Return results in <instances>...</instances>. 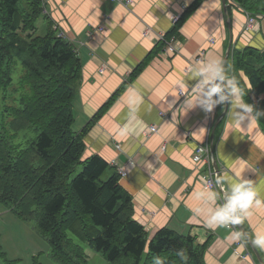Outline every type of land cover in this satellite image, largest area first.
Here are the masks:
<instances>
[{"label": "crops", "instance_id": "crops-1", "mask_svg": "<svg viewBox=\"0 0 264 264\" xmlns=\"http://www.w3.org/2000/svg\"><path fill=\"white\" fill-rule=\"evenodd\" d=\"M132 1L128 6L112 0H43L45 14L36 22V32L63 31L80 59L73 129L85 131L83 157L98 155L116 172L125 168L119 182L149 238L166 227L204 244L206 264H260L243 235L233 239L238 229L207 223L208 205L199 197L204 187L191 159L196 145L209 143L215 125L218 175L253 180L264 200L260 120L241 128L229 122V107L217 106L210 115L196 107L184 115L167 102L179 95L178 81L198 78L197 55L203 51L202 60L224 59L230 39L225 62L249 89L244 72L234 69L233 50L264 47V16L258 15L257 29L248 31L246 12L233 0H188L186 6L185 0ZM173 15L183 17L174 34L181 44L177 52L165 53L158 34L172 30ZM262 98L251 91L244 96L256 108ZM150 125L158 130L150 132ZM241 225L250 239L264 234V206L249 209ZM255 249L264 264V250Z\"/></svg>", "mask_w": 264, "mask_h": 264}, {"label": "trees", "instance_id": "trees-1", "mask_svg": "<svg viewBox=\"0 0 264 264\" xmlns=\"http://www.w3.org/2000/svg\"><path fill=\"white\" fill-rule=\"evenodd\" d=\"M233 1L264 16V0ZM44 14L43 0H0V103L18 63L22 72L18 102L0 108V202L36 222L58 264H86L83 244L109 264H206L205 245L190 235L164 227L149 238L119 173L98 155L83 157L85 131L73 129L80 59L59 30L36 34ZM182 19L158 41L161 51ZM233 65L251 85L237 76L245 97L264 94V47L233 50ZM257 108L264 110V98ZM20 132L29 136L24 143L15 141Z\"/></svg>", "mask_w": 264, "mask_h": 264}, {"label": "clouds", "instance_id": "clouds-1", "mask_svg": "<svg viewBox=\"0 0 264 264\" xmlns=\"http://www.w3.org/2000/svg\"><path fill=\"white\" fill-rule=\"evenodd\" d=\"M188 0H185V6ZM193 70L198 73L192 83L180 80L177 87L186 93L184 99L177 105L181 95L173 97L167 103L173 111H182L184 115L190 110L199 107L206 115L212 114L217 107L231 109L229 122L236 127L244 128L250 122L264 118V110L256 108L244 100V89L235 74H230L231 65L226 64L221 57H209L199 61ZM249 87L251 85L249 84ZM191 95H187V93ZM175 106V107H174ZM239 176V174H237ZM218 186L222 191L216 190ZM199 197L208 205L207 223L209 225L226 226L243 222L244 215L253 206H264V200L253 180L240 176L234 179L227 174L217 175L214 183L206 180L205 188ZM233 239L239 240L242 234L239 231L232 233ZM254 247L264 250V234L256 233L251 238ZM177 255L186 260V250L181 249ZM157 264H161L157 261Z\"/></svg>", "mask_w": 264, "mask_h": 264}, {"label": "rangeland", "instance_id": "rangeland-1", "mask_svg": "<svg viewBox=\"0 0 264 264\" xmlns=\"http://www.w3.org/2000/svg\"><path fill=\"white\" fill-rule=\"evenodd\" d=\"M37 21H39V18ZM36 34L42 35L43 33L37 31ZM204 56L205 54H203V58ZM16 68L13 72L14 85L7 88L5 99L0 103V108H3V104H16L18 102L17 99L20 97L21 91L18 89L17 81L22 75L20 63L16 65ZM28 137L26 134L23 135V132H20L15 141L24 143L28 140ZM2 209L8 211V208L0 202V210ZM5 213L7 212L0 214V251L2 252L0 264H58L51 256L48 242L38 231L34 220L23 221L29 226L30 230L22 226L21 220L13 214ZM14 219L17 222H14ZM83 247L86 255V264H109L104 256L91 246L83 244Z\"/></svg>", "mask_w": 264, "mask_h": 264}, {"label": "built area", "instance_id": "built-area-1", "mask_svg": "<svg viewBox=\"0 0 264 264\" xmlns=\"http://www.w3.org/2000/svg\"><path fill=\"white\" fill-rule=\"evenodd\" d=\"M114 2H121L123 1L125 5H131L133 3L132 0H112ZM179 19V15H173L172 16V21L175 24ZM258 27V20L256 16H253L252 14L246 12V21L244 28L248 31H253L256 30ZM148 30L145 32L147 33ZM59 34L63 36L64 38L67 39L65 36V33L63 31L59 30ZM165 33H160L158 34L159 40L164 39ZM68 40V39H67ZM180 41L175 35H171L165 42V45L163 47V52L165 53H175L178 51V48L180 46ZM203 51H201L197 57V61H201L203 59ZM178 93L181 95L180 97H183L182 95H185L186 93L184 90H181L178 88ZM163 113L161 112V115ZM148 130L150 132H156L158 128L155 125H150ZM120 145H116V148L119 149ZM164 148V147H163ZM162 148V149H163ZM193 164L196 166V169L198 171V178L200 182L202 183V186L205 188V182L206 180L209 182L215 181L216 176L218 175V172L214 169L213 164H212V156L210 153V148H209V143L206 142L205 144H198L194 148V151L191 156ZM112 165H116L115 161L110 162ZM117 172L119 173L120 176H124L127 174L126 170L124 167H117ZM216 190L218 192H221L222 190L216 186ZM231 225V224H230ZM234 229H237L236 225H231Z\"/></svg>", "mask_w": 264, "mask_h": 264}, {"label": "water", "instance_id": "water-1", "mask_svg": "<svg viewBox=\"0 0 264 264\" xmlns=\"http://www.w3.org/2000/svg\"><path fill=\"white\" fill-rule=\"evenodd\" d=\"M225 0H222V2H224ZM231 45H232V41L230 39V43L228 45V48H227V51L224 55V60L226 61L227 59V56L230 52V48H231ZM227 107V106H226ZM214 128H215V125L211 131V135H210V141H209V148H210V153H211V156H212V164H213V167L214 169L218 172V165H217V162H216V159H215V155H214V151H213V147H212V140H213V134H214ZM237 229L240 231V233H242V235L244 236V238L246 239L247 243L251 246V248L254 250L255 254H256V257L259 261L260 264H263L262 263V260L260 258V256L258 255L255 247L252 245L251 243V239L249 237V235L246 233V231L244 230V228L242 227L241 223L240 224H235Z\"/></svg>", "mask_w": 264, "mask_h": 264}]
</instances>
